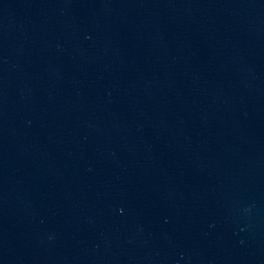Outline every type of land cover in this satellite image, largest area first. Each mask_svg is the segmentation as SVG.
I'll use <instances>...</instances> for the list:
<instances>
[{"label":"water","instance_id":"water-1","mask_svg":"<svg viewBox=\"0 0 264 264\" xmlns=\"http://www.w3.org/2000/svg\"><path fill=\"white\" fill-rule=\"evenodd\" d=\"M0 264H264V0H0Z\"/></svg>","mask_w":264,"mask_h":264}]
</instances>
